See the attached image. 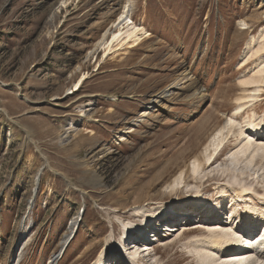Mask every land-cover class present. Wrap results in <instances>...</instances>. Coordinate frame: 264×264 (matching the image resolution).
I'll list each match as a JSON object with an SVG mask.
<instances>
[{
  "label": "rangeland",
  "instance_id": "1",
  "mask_svg": "<svg viewBox=\"0 0 264 264\" xmlns=\"http://www.w3.org/2000/svg\"><path fill=\"white\" fill-rule=\"evenodd\" d=\"M127 1L0 0V264H116L125 226L170 207L219 220L250 243V264H264V220L246 213H264V157L233 155L264 142L249 125L264 131V95L235 115L255 89L241 81L264 60L247 50L264 45V0H133L149 37L108 54L103 36L111 41ZM219 132L223 152L194 179ZM198 196L211 205L197 210ZM183 221L139 264H202L193 248L209 224Z\"/></svg>",
  "mask_w": 264,
  "mask_h": 264
},
{
  "label": "bare ground",
  "instance_id": "2",
  "mask_svg": "<svg viewBox=\"0 0 264 264\" xmlns=\"http://www.w3.org/2000/svg\"><path fill=\"white\" fill-rule=\"evenodd\" d=\"M132 1L133 0L127 1V3L124 6L123 11L119 14L118 19L114 22L112 28H116V30H114V32L112 33L111 41L106 39V37L109 33H106L103 36V42L101 43V45H103L104 48L107 45V48H105V50L108 51V54H110L114 50H115V52H120L121 50L122 51H128L127 49L134 48V47L141 45L149 37L146 29L141 27L137 23H135L133 18H132V8H133L132 7V4H133ZM65 4H66V2H63V5H65ZM243 25L245 26L244 23H243ZM261 38L264 39V31L263 30L260 33V39ZM253 45H254V41L248 45L247 50L251 53V54L249 53V56L253 55L254 53L258 54L260 51L264 50V45H263V47H261L259 49H254ZM241 82L243 83L244 89H246L243 91L247 92L249 89H251L253 87H255V89L253 90V94L249 93L250 95L247 94L248 97H246V95H245L244 98L239 99L240 104H239L238 110H240V111H237L235 113V115H241L243 113L242 109L246 105V102H245L246 100L251 99V98L253 99V98H257V97H262L264 95V94H262L264 92V60H262L261 64L257 66V70L251 78L244 80V81H241ZM79 87H81V85H79L77 87V89ZM261 91H263L261 93V95L256 96L257 93L259 94ZM249 125L253 127L252 131H250V133H252V135L257 140L260 139V136L262 135L261 126L258 124H255V123H252ZM232 126H233V123L231 121L230 125L228 126V127H230L229 134L233 131L234 126L233 127ZM217 136H218V139L216 140L215 138H213L211 141L212 144L208 146V147L213 146V150L212 151L210 150L211 153H209L206 156L207 157L206 162L204 164H202V162H200L199 160H196L194 162V167L192 170L193 171L192 176L194 177V179H196L195 177L202 167L204 170V168L207 164H210V166H212L218 160V156L221 153L220 149H222L223 146H225L224 141H225L226 137L224 136V132H219L217 134ZM263 136H264V133H263ZM208 149H210V148H208ZM208 151L206 149V153H208ZM233 155L236 156L237 159L238 158L244 159L250 165L251 164L253 165V163L255 162L257 157H259V155L264 157V142H258V141L256 142L255 139L250 138L249 140L245 141L243 143V145ZM182 178H183L182 181L184 182L185 178L184 177H182ZM176 182L177 181H175V184H178V185L181 184L179 182H177V183ZM178 185L171 186L170 188L173 187V189L175 190L174 187H177ZM249 191H251V189L246 188L243 192H241L240 194H237V198L242 199L245 196V194H247ZM238 202L241 203V200ZM246 209H247L246 212H248V213H249V210L254 211L255 214H253V215L256 217L257 216L259 217L260 215L264 217V214L262 215L260 211L255 210L253 207L246 208ZM165 210H163V209L159 210L157 212V217L161 218L163 216V213ZM190 213H192V212H190ZM230 213H232V211L229 212V215H230ZM188 215H192V214H188ZM80 219L81 218H79V220ZM149 219L152 220V218L146 217L145 223H149L150 222ZM254 219H255V217H254ZM213 221H214V225H208V227H207V229H208L207 233L209 235L198 236L200 241H202V244H200V242H198L195 245L196 248L195 247L193 248L194 251L199 252V253H201V252L203 253V255H202L203 257H202V261H201L202 264H250V261H249V258H247V255L249 257V253H251V252H245L243 254H236V255L229 256L228 253L229 252H231V253L236 252V249H238V247H239L238 245L242 244L243 242L241 243V238H236V237L232 238V236L230 237L228 234H226V232H224L225 228H221V227L218 228L217 225H215L218 223V220H213ZM256 224H257V221H256ZM170 227H172V226H170ZM142 228H143V226L142 227H135L129 223L125 226L124 237L126 238V237L130 236L135 230H140ZM172 228L171 229L174 230V227H172ZM219 229H221L223 231H220ZM184 232H185V230H184ZM189 232H191V231H189ZM72 234L70 235V237L66 241L71 240ZM144 234L145 233L143 232L142 237ZM185 234H183V235H185ZM233 236H235V235H233ZM262 236L264 237V234ZM124 239H123V241H124ZM245 240H247V239H245ZM246 244H250V243L247 241ZM129 245H127V246H129ZM125 248L126 247L124 244L120 247V253H119L118 257H120L121 259H127L129 261H133L137 255H140V253L138 251L139 249L136 251L135 254H133L130 252L129 248H127V249H125ZM127 255H128V257L126 258ZM230 257H235V258L230 259ZM101 262H102V259L99 260V263H101ZM53 263H54V260H51L49 262V264H53Z\"/></svg>",
  "mask_w": 264,
  "mask_h": 264
}]
</instances>
